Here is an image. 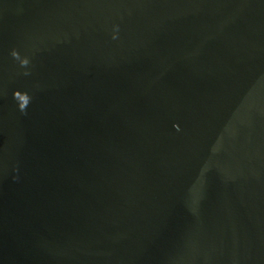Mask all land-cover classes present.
Masks as SVG:
<instances>
[{
  "label": "water",
  "instance_id": "1",
  "mask_svg": "<svg viewBox=\"0 0 264 264\" xmlns=\"http://www.w3.org/2000/svg\"><path fill=\"white\" fill-rule=\"evenodd\" d=\"M0 264H264V0H0Z\"/></svg>",
  "mask_w": 264,
  "mask_h": 264
}]
</instances>
